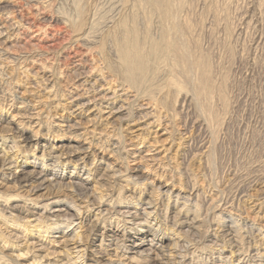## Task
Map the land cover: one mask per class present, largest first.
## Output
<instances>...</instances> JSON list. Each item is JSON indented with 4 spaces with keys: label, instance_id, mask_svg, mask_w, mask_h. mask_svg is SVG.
<instances>
[{
    "label": "rangeland",
    "instance_id": "rangeland-1",
    "mask_svg": "<svg viewBox=\"0 0 264 264\" xmlns=\"http://www.w3.org/2000/svg\"><path fill=\"white\" fill-rule=\"evenodd\" d=\"M49 1L40 0L32 6L24 0H0V110L16 103L18 96L29 103L24 113L29 106L30 112L24 117L33 112L29 132L39 136L37 149H25L29 158L33 153L41 156L42 146L49 140L54 146L88 147V164L96 161L97 170L107 169L114 177L90 181L89 187L98 189L91 198L59 186L32 192L33 185L19 188L6 181L9 174L0 175V239L5 240H0V264H58L65 256L58 252L70 244L63 243V234L70 235L80 226L78 232L89 248L87 264L102 257L112 264H264V0ZM155 1L169 6L174 21H166L151 8ZM10 14L27 30L16 34L6 23ZM126 18H131L128 27L138 29V40L144 39L145 50L150 42L161 41L167 28L175 30L166 34L172 44L170 54L159 61L149 56L147 73L138 78L140 81L130 80L119 60L118 26L127 22ZM101 86L120 89L116 92L121 98L113 108L125 103L126 112L109 127L99 120L91 125L77 118L81 121L78 129H65L70 123L64 117L69 118L72 111L63 114L59 104L82 93V102L92 100ZM70 104L68 108L74 105ZM73 118L71 115L68 120ZM77 161L59 172L64 179L54 182L67 183L65 177L72 174ZM31 170L27 167L26 172ZM84 177L86 174H80L79 181ZM99 195H103L104 205L97 204ZM49 198L65 203L46 212L40 207ZM148 202L154 209H148ZM78 208L86 211L81 225ZM55 209L64 212L53 213ZM144 210L152 213V222L151 232L142 238L135 235L136 227L127 217L132 213L139 218L135 224L144 223ZM98 212L100 221H94ZM36 219L41 220L44 231L47 223L58 221L60 225L43 240L49 251L55 252L48 259L42 253L21 257L18 250L11 251L15 242L9 232L29 239L24 226ZM112 233L122 234L128 249L124 250L121 239L113 243L119 248L107 247L105 238ZM141 239L146 244L158 239L162 252L156 253L164 252L165 258L155 255L150 260L129 254L134 242ZM53 241L61 243L55 246Z\"/></svg>",
    "mask_w": 264,
    "mask_h": 264
},
{
    "label": "bare ground",
    "instance_id": "bare-ground-1",
    "mask_svg": "<svg viewBox=\"0 0 264 264\" xmlns=\"http://www.w3.org/2000/svg\"><path fill=\"white\" fill-rule=\"evenodd\" d=\"M26 1V4H31L33 6V4H38L40 3V0H24ZM49 1V0H48ZM141 2H145L146 0H140ZM154 1V0H153ZM165 1V0H163ZM28 2V3H27ZM47 2V1H46ZM50 2V1H49ZM140 2V3H141ZM156 2V3H155ZM154 3H152V9L156 12L159 11V14L161 15V17H163L166 21L167 19H169L171 16L170 15V11H169V6H164L162 4H160V1L158 3V1H155ZM43 3V2H42ZM129 3V2H128ZM131 3V2H130ZM135 3V2H134ZM137 3V1H136ZM150 3V1H149ZM166 4V3H165ZM44 5V4H43ZM126 5V4H125ZM138 5V4H137ZM141 5V4H140ZM139 5V6H140ZM149 5V4H148ZM147 5V6H148ZM31 6V7H32ZM46 6V5H44ZM130 6V5H129ZM136 6V4H135ZM134 6V8H136ZM27 7V6H26ZM127 8V6H125ZM149 7V8H150ZM119 8V7H118ZM132 8V7H131ZM148 8V7H147ZM148 8V9H149ZM150 8V9H151ZM128 9V8H127ZM151 9V10H152ZM122 10V9H121ZM124 10V9H123ZM122 10V11H123ZM126 10V9H125ZM130 10V8H129ZM140 10V9H138ZM136 11V10H134ZM142 11V10H141ZM127 12V10L125 11ZM131 12V10H130ZM129 12V13H130ZM140 12V11H139ZM151 12V11H150ZM31 14V13H30ZM122 14V13H120ZM119 14V15H120ZM146 14V12H145ZM152 15V13H149ZM118 15V16H119ZM129 15V14H128ZM140 15V14H139ZM131 16V15H130ZM134 16V15H133ZM124 17V16H123ZM132 17V16H131ZM173 17V16H172ZM13 16L11 17V14L7 17L6 23H10L9 27L16 29L19 34L21 32V30L25 31V29L27 30V28L22 29V25L20 26L19 23L14 22V18ZM174 18V17H173ZM173 18H170L172 21H174ZM178 18V17H177ZM112 19V18H111ZM131 18H129L130 21ZM134 19V17L132 18ZM139 19V18H138ZM151 19V18H150ZM3 20V19H2ZM123 20V19H122ZM127 20V18H126ZM135 20V19H134ZM132 20V22L134 21ZM127 20L126 21H122L120 23V26H118V28L120 29V33L119 36L117 37V41L119 42V47H118V55H119V60L120 63H122L121 65L123 66L121 67L123 70H125V74H127L130 80L134 79L138 80V78L143 77L144 74H146L147 72V67H148V58L149 56L153 57L154 61L156 60H160V59H164L163 57H166L165 54H167L168 49L170 50L172 48V44L170 43L171 41H168L169 38L168 36L170 35H166L169 34V32L171 31L172 28H167L165 27V32L163 33L164 37L165 35L167 37H165L166 39H163V35L161 34V38L162 40L159 42H150L149 47H147L148 49L145 50V48L142 47L143 44H141V41L138 40V36L139 34L137 33L138 29H135L136 26H132V27H128L127 23L129 22ZM164 21V23L166 22ZM171 21V22H172ZM176 21V20H175ZM111 23V22H110ZM113 23V21H112ZM137 23V21H136ZM135 23V24H136ZM163 23V24H164ZM176 24V23H175ZM174 24V25H175ZM131 26V25H130ZM138 26V24H137ZM178 26V25H175ZM22 27V28H21ZM150 27V26H149ZM162 27V26H161ZM169 27V26H168ZM172 27V26H171ZM9 28V29H10ZM46 28V27H45ZM105 28V27H104ZM174 28V27H173ZM177 28V27H176ZM110 29V28H109ZM108 29V30H109ZM149 29V28H148ZM180 29V28H179ZM19 30V31H18ZM30 30V29H29ZM107 29H105L104 31H106ZM114 30V29H113ZM164 30V27H163ZM169 30V31H168ZM174 30V29H173ZM172 30V31H173ZM115 31V30H114ZM147 31V30H146ZM171 31V33H172ZM175 31V30H174ZM179 31V30H177ZM176 31V32H177ZM38 32V31H37ZM108 32V31H107ZM148 33L150 32L147 31ZM175 32V33H176ZM147 33V34H148ZM3 33L0 32V35H2ZM138 34V35H137ZM150 34V33H149ZM157 34V33H156ZM173 35V34H172ZM84 36V35H83ZM146 36V35H144ZM178 36V35H177ZM3 37V36H2ZM10 37V36H9ZM78 37V36H77ZM82 37V36H80ZM89 37V36H88ZM86 37V38H88ZM83 38V37H82ZM114 38V37H112ZM153 38V37H152ZM159 38V37H158ZM171 38V37H170ZM8 39V38H7ZM80 39V38H79ZM160 39V38H159ZM173 38H171L172 40ZM81 40V39H80ZM146 40V39H145ZM158 40V39H157ZM163 40H166V42H163ZM84 41V40H83ZM87 41V40H85ZM148 42L150 40H147ZM88 42V41H87ZM146 43V42H145ZM147 45V44H146ZM145 45V46H146ZM144 46V45H143ZM116 48V47H115ZM173 50V49H172ZM31 51V50H30ZM67 52V51H66ZM170 52V51H169ZM168 52V53H169ZM176 52V51H175ZM87 53V52H86ZM174 53V52H173ZM85 54V53H84ZM83 54V55H84ZM170 54V53H169ZM175 54V53H174ZM38 55V54H36ZM26 56V55H25ZM30 56V55H29ZM86 56V55H85ZM23 57V56H22ZM20 57V58H22ZM176 57V56H175ZM18 58V57H17ZM19 58V59H20ZM43 58V57H42ZM32 59V58H31ZM34 59V58H33ZM48 59V58H47ZM150 59V58H149ZM152 59V58H151ZM24 60V59H23ZM21 60V61H23ZM26 60V59H25ZM24 60V62H25ZM29 60V58H28ZM70 60V59H69ZM166 60V58H165ZM170 60V59H169ZM16 61V60H15ZM30 61V60H29ZM48 61V60H47ZM32 62V61H30ZM37 62V61H36ZM152 62V61H151ZM19 63V62H18ZM63 63V62H62ZM68 63V62H67ZM74 63V62H73ZM77 63V62H76ZM83 63V62H82ZM150 63V62H149ZM5 64V63H4ZM17 64V63H16ZM22 64V62L20 63ZM19 64V65H20ZM32 66V65H31ZM70 66V65H69ZM76 66V65H75ZM80 66V65H79ZM29 68V67H28ZM75 68V67H74ZM25 69V68H24ZM44 70H47L44 69ZM73 70V69H72ZM39 71V70H38ZM52 71V70H51ZM77 71V70H76ZM15 72V71H14ZM18 72V71H17ZM83 72V71H82ZM13 73V72H12ZM23 73V72H22ZM84 73V72H83ZM16 74V73H15ZM14 74V75H15ZM75 74V73H74ZM104 74V73H103ZM19 75V74H18ZM23 75V74H22ZM26 75V74H25ZM30 75V74H29ZM8 76V75H7ZM58 76V75H57ZM90 76V75H89ZM35 77V76H34ZM43 77V76H41ZM45 77V76H44ZM53 77V76H52ZM62 77V76H61ZM19 78V77H18ZM126 78V77H125ZM147 78V77H146ZM87 80V79H86ZM97 80V79H96ZM128 80V79H127ZM142 80V79H141ZM52 81V80H51ZM98 81V80H97ZM97 81H95V83H93V85L96 86ZM118 81V80H117ZM140 81V80H138ZM137 81V82H138ZM143 81V80H142ZM145 81V80H144ZM21 82V81H20ZM24 82V81H23ZM66 82V81H65ZM68 82V81H67ZM89 82V81H88ZM116 82V81H115ZM131 82V81H130ZM38 83V82H37ZM91 83V82H90ZM120 83V82H119ZM147 83V82H146ZM47 84V83H46ZM143 84V83H142ZM39 85V84H37ZM86 85V83H85ZM91 85V84H90ZM93 85L91 86L93 88ZM131 85V84H130ZM35 86V85H34ZM78 86V85H77ZM88 86V85H87ZM118 86V85H117ZM27 87V86H26ZM56 87V86H55ZM66 87V86H65ZM86 87V86H85ZM99 87V86H98ZM102 87V86H101ZM109 87V86H108ZM111 87V86H110ZM109 87V88H110ZM119 87V86H118ZM13 88V87H12ZM67 88V87H66ZM90 88V87H89ZM109 88H105L102 87L100 93L96 92L94 93L93 99L92 100H86V102H82L81 99H83V93L82 94H75L74 97H70V102L67 103H62L59 104V106L61 107V111L63 112V114L67 111L71 112L70 116L73 115V120H68L70 118H65L67 119L66 121H68V124L65 129H69L70 131L73 129H78V127L80 126V122L77 121L78 119H84L89 124H93L94 122H96L97 120H99V123L101 124V121L104 124V126L109 127V125H112L113 122H115V119H118L119 117H121V115L124 113L123 111H125L124 109H126V107L124 106V104H122L118 109L117 108H113V105L116 104V102H118L121 98L120 94H117L120 89L116 90L117 88H115L116 91H112ZM122 88V87H121ZM135 88V87H134ZM14 89V88H13ZM29 89V88H28ZM49 89V88H48ZM47 89V90H48ZM78 89V88H77ZM81 89V88H80ZM87 89V88H86ZM114 89V88H113ZM126 89V88H125ZM136 89V88H135ZM50 90V89H49ZM73 90V89H72ZM88 90V89H87ZM30 91V90H29ZM123 91V90H122ZM14 92V91H13ZM42 92V91H41ZM48 92V91H47ZM86 92V91H85ZM84 92V93H85ZM107 92V93H106ZM131 92V91H130ZM9 93V92H8ZM24 94L26 93L25 90L23 92ZM29 93V92H28ZM32 93V92H30ZM46 93V92H45ZM61 93V92H60ZM88 93V92H87ZM127 93V92H124ZM33 94V93H32ZM64 94V93H63ZM2 95V94H1ZM22 95V94H21ZM27 95V93H26ZM25 95V96H26ZM73 96V95H72ZM128 97V96H127ZM36 98V97H35ZM38 99V98H37ZM56 99V97L54 98ZM16 100V99H15ZM14 100V101H15ZM43 100V99H42ZM65 100V99H64ZM68 100V99H66ZM126 100V99H125ZM136 100V99H135ZM122 102V101H121ZM124 102V101H123ZM70 103H74L73 107L68 108ZM127 103V101H126ZM135 103V102H134ZM29 103L23 99V98H17V102L13 103V104H9L6 107H4L3 109L0 110V175H4L5 174H9L10 177L6 178V181L12 183L13 185L19 187V188H25V187H32L33 185V190L32 192H37V191H41V190H46L49 189L50 187H54V186H59V188H62L63 190L67 191V192H71L72 194H76V193H80L81 196L83 195H87L88 197L93 198V194H97V188L96 186H91L89 187V184L91 182L95 181V177H98V181H101L102 179H112V177L114 176H110L108 175L107 169H105L104 171H99L96 169L95 164L96 161H92V164H88L87 159H89L90 156V148L88 147H77V146H72L71 144L69 145H59V146H54L51 143H46L48 145H44L42 147H44V150H42V154L41 156L37 157L34 155V153L31 155V157L29 158L27 156V150H25L27 147H35L37 149L38 146V133L34 132V133H30L29 132V128L32 127V121L30 120L31 118L33 119V117L29 118V117H24L25 115H27V113L30 112V106L28 109V112L24 111L26 110V107L28 108ZM50 105V104H49ZM71 105V104H70ZM129 105V103L127 104ZM4 106V105H3ZM33 106V105H31ZM135 107V105L133 106V108ZM141 107V106H140ZM142 107H144L142 105ZM129 108V107H128ZM132 108V109H133ZM137 108V106H136ZM134 108V109H136ZM57 109V108H56ZM131 109V108H130ZM129 109V110H130ZM131 109V111H132ZM141 109V108H140ZM139 109V110H140ZM138 110V111H139ZM44 111V110H43ZM134 111V110H133ZM132 111V113H133ZM126 112V111H125ZM130 113V111H129ZM131 113V114H132ZM148 113V112H147ZM42 114V113H41ZM47 114V113H46ZM62 114V115H63ZM134 114V113H133ZM142 114V113H141ZM36 115V114H35ZM54 115V114H53ZM61 115V114H59ZM44 116V115H43ZM124 116V115H123ZM134 116V115H133ZM63 118V116H60V118ZM125 117V116H124ZM161 117V116H160ZM167 117V116H166ZM134 118V117H133ZM61 119V120H64ZM75 120V121H74ZM43 121V120H42ZM121 121V120H120ZM55 122V121H54ZM125 122V121H124ZM57 124V122H55ZM159 123V122H158ZM95 124V123H94ZM37 125V124H36ZM48 125V124H47ZM62 125V124H61ZM90 125V126H91ZM150 125V124H149ZM161 125V124H160ZM159 125V126H160ZM50 126V125H49ZM53 126V124H52ZM57 126V125H55ZM53 126V127H55ZM59 126V125H58ZM89 126V127H90ZM128 126V125H127ZM130 126V125H129ZM61 127V126H60ZM93 127V126H92ZM124 127V126H123ZM41 128V126H40ZM43 128V127H42ZM82 128V127H81ZM112 128V127H111ZM93 129V128H92ZM106 129V128H105ZM125 129V128H124ZM40 130V129H39ZM49 130V129H48ZM53 130V129H52ZM57 130V128H56ZM126 130V129H125ZM58 131V130H57ZM131 131V130H129ZM164 131V130H163ZM53 132V131H52ZM55 132V131H54ZM74 132V131H73ZM96 132V131H95ZM94 132V133H95ZM30 133V135H29ZM93 133V135H94ZM130 133V132H129ZM133 133V131H132ZM50 134V133H49ZM68 134V133H67ZM88 134V133H87ZM97 134V133H96ZM156 134V133H155ZM73 135V134H72ZM90 135V134H89ZM77 136V135H76ZM88 136V135H87ZM92 136V135H91ZM97 136V135H96ZM132 137V136H131ZM134 137V136H133ZM80 138V137H79ZM160 138V137H159ZM94 139V138H93ZM97 139V138H96ZM138 139V138H135ZM156 137L154 138V142H155ZM101 140V139H99ZM157 140V139H156ZM92 141V140H91ZM125 141V140H124ZM169 141V140H168ZM85 142V141H84ZM103 142V141H102ZM159 142V141H158ZM123 143V142H122ZM181 143V142H180ZM85 144V143H84ZM112 144V143H111ZM130 144V143H129ZM155 144V143H154ZM123 145V144H121ZM150 145V144H149ZM156 145V144H155ZM115 146V145H114ZM120 146V145H119ZM150 147V146H149ZM154 148V147H153ZM151 148V149H153ZM35 149V150H36ZM124 149V148H123ZM132 149V148H131ZM109 150V149H108ZM154 150V149H153ZM156 150V149H155ZM166 150V149H165ZM168 150V149H167ZM100 152V151H99ZM159 152V151H158ZM166 152V151H165ZM29 153V152H28ZM150 154V153H149ZM140 155V154H139ZM175 156V155H174ZM78 161L77 163L74 164V171L72 172V174L70 176L65 177L67 181V183H58V182H54L56 181L58 178L59 179H64V176L60 175V171L62 169H66L68 166L71 165V163H73L74 159H77ZM146 158V157H145ZM155 158V157H154ZM32 159V160H31ZM128 159V158H127ZM142 159V158H141ZM144 159V158H143ZM153 159V158H152ZM102 160V159H101ZM101 160H99L101 162ZM169 160V159H168ZM142 161V160H141ZM106 164V163H105ZM135 164V163H134ZM133 165V164H132ZM27 167H31L32 170L29 172H26ZM107 168V167H106ZM109 168V167H108ZM109 171V170H108ZM141 171V170H140ZM134 172V171H133ZM143 172V171H142ZM80 174H86V177L82 178L81 181H79V175ZM144 174V173H143ZM160 174V173H159ZM133 175V174H132ZM142 175V174H141ZM121 176V175H120ZM160 176V175H159ZM5 178V177H4ZM94 178V179H92ZM127 179V178H126ZM132 179V178H131ZM130 179V180H131ZM114 180V179H113ZM136 180V179H135ZM139 180V179H138ZM91 181V182H90ZM133 181V180H132ZM141 181V180H140ZM139 181V182H140ZM103 182V181H102ZM107 182V181H106ZM113 182V181H112ZM125 182V181H124ZM142 182V181H141ZM118 183V182H117ZM120 183V182H119ZM130 183V182H129ZM114 184V183H113ZM112 184V185H113ZM121 184V183H120ZM151 185V184H150ZM100 186V185H99ZM105 186V185H104ZM136 188V187H135ZM158 189V188H157ZM135 190V189H134ZM155 190V189H154ZM140 191V190H139ZM105 192V191H104ZM90 193V194H89ZM134 193V191H133ZM101 195V194H100ZM98 197V203L100 205H104L105 202L103 200V195ZM105 195V194H104ZM153 195V194H152ZM164 195V194H163ZM70 196V195H69ZM74 196V195H73ZM72 196V197H73ZM107 196V195H106ZM112 196V194H111ZM129 196V195H128ZM142 196V195H141ZM177 196V195H176ZM131 197V195H130ZM153 197V196H152ZM170 197V196H169ZM190 197V196H189ZM53 198V197H52ZM68 198V197H67ZM71 198V196H70ZM95 198V197H94ZM132 198V197H131ZM134 198V197H133ZM76 199V198H75ZM83 199V198H82ZM136 199V198H135ZM141 199V197H140ZM134 200V199H133ZM169 200V199H168ZM137 201V200H135ZM139 201V200H138ZM137 201V202H138ZM149 201V200H148ZM151 201V200H150ZM29 203H32L31 201L28 200ZM44 202H46L44 205H42L40 207V209H43L46 212H50V210H53V208H57L60 206V204L65 203L63 202V200L57 198V199H47ZM69 202V201H68ZM90 202V201H89ZM144 202V201H143ZM147 202V201H146ZM154 202V201H153ZM67 203V202H66ZM92 203V202H91ZM107 203V202H106ZM188 203V202H187ZM146 205H148V209H151L155 206H152V202H148L145 203ZM155 204V203H154ZM194 204V203H193ZM258 204V203H257ZM95 205V204H94ZM136 205V204H135ZM134 205V206H135ZM156 205V204H155ZM158 205V204H157ZM188 205V204H187ZM74 206V205H73ZM87 206H91V205H87ZM99 206V205H98ZM97 207V206H96ZM101 207V206H100ZM139 207V206H138ZM147 207V206H146ZM250 207V206H249ZM253 207V206H252ZM12 208V207H11ZM18 206H14V209H17ZM71 208V207H70ZM73 208V207H72ZM94 208V207H93ZM185 208V207H184ZM80 208L77 209L76 211V215L78 216L77 220L79 221L78 225H81L83 223V218H84V212L82 213V211H79ZM87 209V208H86ZM102 209V208H101ZM254 209V208H253ZM82 210V209H81ZM147 210V209H146ZM144 213L143 211V216L142 219L144 221V223H136L135 221L138 220L139 218L132 215V213L128 212V217L127 218H131V221H128L129 223H134L132 226H135L136 228L134 229L135 231V235L144 238V236H146L149 232H151V222H152V217L150 212H146ZM93 211V210H92ZM110 211V210H109ZM184 211V210H183ZM64 211L55 209V211L53 213H61ZM91 212V211H90ZM101 212V211H100ZM120 212V211H119ZM154 212V211H153ZM52 213V214H53ZM96 213V211H95ZM141 213V212H140ZM89 214V213H88ZM111 214V212H110ZM109 214V215H110ZM117 214V213H116ZM154 214V213H153ZM99 212L93 216H95V220L97 221L100 218ZM108 215V213H107ZM108 215V216H109ZM119 215V214H117ZM136 215V214H135ZM231 215V214H230ZM104 216V215H103ZM114 216V215H113ZM121 216V215H120ZM126 216V215H125ZM124 216V217H125ZM58 217V216H55ZM54 217V218H55ZM86 217V216H85ZM106 217V216H105ZM115 217V216H114ZM123 217V218H124ZM141 218V217H140ZM155 218V217H154ZM194 218V217H193ZM219 218V217H218ZM4 219V218H3ZM91 219V218H90ZM120 219V218H119ZM160 219V218H159ZM239 219V218H238ZM127 220V219H126ZM155 220V219H154ZM232 220V219H231ZM68 221V220H67ZM93 221V222H94ZM100 221V220H99ZM225 221V220H224ZM227 221V220H226ZM54 222V221H53ZM102 222V221H101ZM46 223V222H45ZM154 223V222H153ZM71 224H74L73 221H71ZM160 225V224H159ZM236 225V224H235ZM9 226V225H8ZM86 226V225H85ZM94 226V225H93ZM226 226V225H225ZM26 227V228H25ZM60 227L58 221L48 224L47 223V229L44 231L43 230V226H42V222L41 220H33L31 221L27 226H24L25 229H27L29 231V239H24L23 236L19 235L18 232L13 233L12 231L9 232V237L15 242L14 246L11 247V251H17L20 252L21 257L26 256L27 254L31 253V252H35V253H42L44 254L43 258H50L51 256H55V252L52 253L51 251H49V249L47 248L48 245H45L46 242H43L44 238H46L45 236H49V234H53V229L58 230ZM123 227V226H122ZM190 227V226H189ZM202 227V226H201ZM216 227V226H215ZM234 227V226H232ZM14 228V227H13ZM12 228L13 231H17L14 230ZM46 228V227H45ZM153 228V227H152ZM192 228V227H191ZM81 229V226L76 229V230H72V233L70 235L64 233L63 234V243H70L67 246L63 247L61 249L59 253V255H62L60 253H63L64 259L58 260L57 263L58 264H87L85 259H86V255L89 251L88 248V243L85 244L84 241H82V235H80V233L78 232V230ZM197 229V228H196ZM218 229V228H217ZM51 230V231H50ZM55 230V231H56ZM158 230V229H157ZM227 230V229H226ZM235 230V229H234ZM96 231V230H95ZM114 231V230H113ZM127 231V230H126ZM222 231V230H221ZM27 232V231H26ZM108 232V231H107ZM158 232V231H157ZM61 232H57L56 234H60ZM95 233V232H94ZM116 233V232H115ZM224 233V232H223ZM232 233V232H231ZM261 233V231H260ZM262 234V233H261ZM72 236V239L68 240L69 236ZM122 235V234H121ZM121 235H117V234H108V237L105 238L107 241V247H115V248H119L117 243L115 245H113L114 242L118 241L121 239ZM228 235V234H227ZM2 236V235H1ZM157 236V234H155V237ZM200 236V235H199ZM216 236V235H215ZM221 236V235H220ZM219 236V237H220ZM235 236V235H234ZM4 237V236H3ZM53 237V236H52ZM137 237V238H139ZM177 237V236H175ZM227 237V236H226ZM233 237V235H232ZM240 237V236H239ZM58 238V237H56ZM153 238V237H152ZM237 238V237H236ZM234 238V239H236ZM2 239V238H1ZM0 239V240H1ZM131 239V238H130ZM229 239V238H228ZM4 239H2L3 241ZM50 240V239H49ZM144 239H141L140 243H136L134 242V245L131 246V249L128 250L129 254L133 253L134 255H143L146 256L147 258L154 259L152 256H155L157 258H160L161 256L163 258H165V254L161 253V255L159 253H156L157 250L160 249V247L162 245L161 242L159 243L158 239H154L151 240L150 239V244H146L144 241ZM178 240V239H177ZM187 240V239H186ZM211 240V239H210ZM222 240V239H221ZM227 240V239H226ZM7 241V240H6ZM123 244V248L124 250L128 249V246L124 243L125 239L123 238V240H120ZM147 241V240H146ZM173 241V240H172ZM224 241V240H223ZM233 241V240H232ZM241 241V239H240ZM5 242V240H4ZM11 242V241H10ZM55 246L59 245L61 242L59 241H53ZM102 242V241H101ZM154 242V243H153ZM174 242V241H173ZM226 242V241H225ZM50 243V242H49ZM105 243V242H104ZM119 243V242H118ZM159 243V244H158ZM241 243V242H240ZM53 244V243H51ZM176 244V243H175ZM103 245V243H102ZM122 246V245H120ZM10 247V246H9ZM97 247V246H96ZM196 247V246H195ZM146 248V249H144ZM113 249V248H112ZM144 249V250H142ZM239 249V248H238ZM94 250V249H93ZM96 250V249H95ZM94 250V251H95ZM180 250V249H179ZM240 250V249H239ZM117 251V250H116ZM114 251V252H116ZM160 252H162L161 250H159ZM242 252V251H241ZM92 253V252H91ZM97 253V252H96ZM214 253V252H213ZM167 254V253H166ZM170 254V253H169ZM233 254V253H232ZM241 254V253H240ZM19 255V256H20ZM184 255V253H183ZM186 255V254H185ZM183 256L182 258L185 259L186 256ZM172 256V255H171ZM258 256V255H257ZM105 257V256H104ZM54 258V257H53ZM109 258V257H108ZM142 258V257H141ZM155 258V260L157 261L158 259ZM162 258V259H163ZM132 259V257H131ZM137 259V258H136ZM161 259V258H160ZM50 260V259H49ZM52 260V259H51ZM55 260V258H54ZM172 260V259H171ZM91 262H94L95 264H112L111 260H105L103 257L100 260H89ZM165 262V261H164ZM172 262V261H171ZM53 263V262H52ZM167 263V262H166ZM49 264V263H48ZM121 264H126V263H121ZM162 264V263H161ZM169 264V263H168Z\"/></svg>",
    "mask_w": 264,
    "mask_h": 264
}]
</instances>
